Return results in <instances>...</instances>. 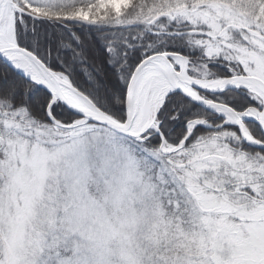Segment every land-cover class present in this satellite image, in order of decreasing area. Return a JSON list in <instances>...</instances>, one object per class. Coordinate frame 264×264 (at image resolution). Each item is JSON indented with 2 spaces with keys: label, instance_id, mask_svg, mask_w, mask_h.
<instances>
[{
  "label": "snow or ice",
  "instance_id": "snow-or-ice-1",
  "mask_svg": "<svg viewBox=\"0 0 264 264\" xmlns=\"http://www.w3.org/2000/svg\"><path fill=\"white\" fill-rule=\"evenodd\" d=\"M0 264H264V0H0Z\"/></svg>",
  "mask_w": 264,
  "mask_h": 264
}]
</instances>
